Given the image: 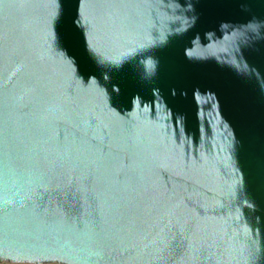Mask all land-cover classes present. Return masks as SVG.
Segmentation results:
<instances>
[{
  "label": "water",
  "instance_id": "1",
  "mask_svg": "<svg viewBox=\"0 0 264 264\" xmlns=\"http://www.w3.org/2000/svg\"><path fill=\"white\" fill-rule=\"evenodd\" d=\"M0 260L264 264V0H0Z\"/></svg>",
  "mask_w": 264,
  "mask_h": 264
},
{
  "label": "rangeland",
  "instance_id": "2",
  "mask_svg": "<svg viewBox=\"0 0 264 264\" xmlns=\"http://www.w3.org/2000/svg\"><path fill=\"white\" fill-rule=\"evenodd\" d=\"M0 264H64L59 262H28V261H9V260H0Z\"/></svg>",
  "mask_w": 264,
  "mask_h": 264
}]
</instances>
